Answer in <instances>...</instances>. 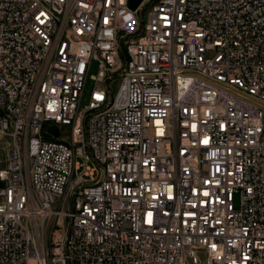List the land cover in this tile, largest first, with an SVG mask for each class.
Instances as JSON below:
<instances>
[{"label": "built area", "instance_id": "obj_1", "mask_svg": "<svg viewBox=\"0 0 264 264\" xmlns=\"http://www.w3.org/2000/svg\"><path fill=\"white\" fill-rule=\"evenodd\" d=\"M0 148V264H264V0H0Z\"/></svg>", "mask_w": 264, "mask_h": 264}, {"label": "rangeland", "instance_id": "obj_2", "mask_svg": "<svg viewBox=\"0 0 264 264\" xmlns=\"http://www.w3.org/2000/svg\"><path fill=\"white\" fill-rule=\"evenodd\" d=\"M94 71H95V66L91 65V67L88 70V75L94 73ZM91 87H92V81L89 79V77H87L85 84H84V88H83L82 98L80 101L81 104L84 103V101L87 97V94H88L89 90L91 89ZM115 87H116V81L111 82L110 83V89L112 90V92L115 91ZM3 155H4L3 150H2V148H0V158H2Z\"/></svg>", "mask_w": 264, "mask_h": 264}, {"label": "water", "instance_id": "obj_3", "mask_svg": "<svg viewBox=\"0 0 264 264\" xmlns=\"http://www.w3.org/2000/svg\"><path fill=\"white\" fill-rule=\"evenodd\" d=\"M139 1L140 0H128V6L130 8H134ZM49 131H51L53 133V135L57 134V130L54 127H49Z\"/></svg>", "mask_w": 264, "mask_h": 264}]
</instances>
